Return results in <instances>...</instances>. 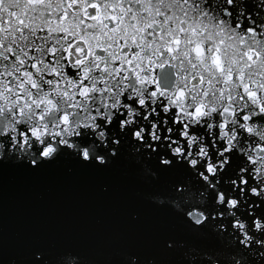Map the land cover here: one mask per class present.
<instances>
[{"label": "clouds", "instance_id": "1", "mask_svg": "<svg viewBox=\"0 0 264 264\" xmlns=\"http://www.w3.org/2000/svg\"><path fill=\"white\" fill-rule=\"evenodd\" d=\"M221 4L0 0V162L37 167L68 151L106 167L131 134L137 163L187 166L204 186L197 195L189 179L154 202L193 230L224 221L232 251L198 253L200 264L212 253L264 264V43L250 27L264 30V0H237L235 16Z\"/></svg>", "mask_w": 264, "mask_h": 264}, {"label": "water", "instance_id": "2", "mask_svg": "<svg viewBox=\"0 0 264 264\" xmlns=\"http://www.w3.org/2000/svg\"><path fill=\"white\" fill-rule=\"evenodd\" d=\"M125 139L106 167L68 151L37 167L0 162V264H42L37 253L48 264H63L69 254L81 264H130L131 257L139 264H200L198 253L232 251L231 237L217 231L219 217L193 230L184 215L152 199L170 198L189 179L198 195L204 186L191 170L163 168L158 157L137 163L131 134ZM211 257L206 264H226L222 255Z\"/></svg>", "mask_w": 264, "mask_h": 264}, {"label": "snow or ice", "instance_id": "3", "mask_svg": "<svg viewBox=\"0 0 264 264\" xmlns=\"http://www.w3.org/2000/svg\"><path fill=\"white\" fill-rule=\"evenodd\" d=\"M209 3H211V0H209ZM221 6L223 7V9H225L228 13L232 14L233 16L239 15L238 12H234L233 11V9L237 8V0H222V4L221 5H217V7L220 8ZM220 15L224 19L228 18L227 16H225L223 11H221ZM252 19L255 20V17H253ZM245 21L247 22V16H245ZM233 27H235V25H233ZM250 27H252L255 32L260 33L261 42L264 43V30L259 29V28H255L254 25H251ZM245 34L247 35V33H245ZM9 58L14 60V57L10 56ZM133 103H135V102H133ZM262 108H264V105H262ZM150 118H154V117H150ZM214 159L215 158H213V160ZM217 171H219V169H217ZM245 176H247V173H245ZM213 182H214V180H213ZM249 182H251V181H249ZM241 186L245 189V195H247L248 194V184L247 183H242ZM231 187H236V186L232 185ZM230 190H231V188H230ZM238 194H239V189H237V195ZM260 194H264V193H260ZM228 200H229V198L227 196V193L225 192V194H224V203H225V205L228 203ZM262 206H264V203H262Z\"/></svg>", "mask_w": 264, "mask_h": 264}]
</instances>
